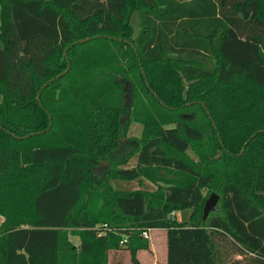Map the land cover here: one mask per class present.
I'll return each mask as SVG.
<instances>
[{
    "label": "trees",
    "instance_id": "16d2710c",
    "mask_svg": "<svg viewBox=\"0 0 264 264\" xmlns=\"http://www.w3.org/2000/svg\"><path fill=\"white\" fill-rule=\"evenodd\" d=\"M0 44V264H139L155 229L166 264H264V0H0Z\"/></svg>",
    "mask_w": 264,
    "mask_h": 264
},
{
    "label": "rangeland",
    "instance_id": "374dc122",
    "mask_svg": "<svg viewBox=\"0 0 264 264\" xmlns=\"http://www.w3.org/2000/svg\"><path fill=\"white\" fill-rule=\"evenodd\" d=\"M132 21V25L134 26L135 30H137V16L136 14L132 15L131 18ZM1 46V44H0ZM118 80L120 82H122V84L125 87V105L124 108L122 109V118L121 120L123 121V118H125L126 115H128L127 118L124 119L123 122H121V124H123L125 126V131L122 134V147H123V152H125L129 147V145L132 147V144H129L131 140L133 139H137L141 133V129H142V125L135 121V120H131L128 122L129 118H130V113L129 110L127 109L128 105L131 104V98L133 96L131 88H132V84L129 81H126L122 78V77H117ZM128 123V124H126ZM188 152L191 156H193V158H195V156L193 155L192 151L190 149H188ZM197 159V158H196ZM102 166H106V162L103 161L101 162ZM136 165V155L132 156L125 164H123V167H133ZM111 185L113 186V188L115 189H119V190H125V191H129V190H135V189H145V190H152V188L156 187V185L154 183H152L151 181L147 180L146 178H137V179H131V180H125V179H111L110 180ZM212 193V192H211ZM210 193V194H211ZM209 194V195H210ZM209 196H207L208 198ZM206 198V199H207ZM191 213V209H184V210H180V212H176L175 214V219L180 222V221H187L188 217ZM184 221V222H185ZM160 232L159 230L155 229L152 230L150 232L151 237L154 238H158V236H160ZM72 241L77 244L78 243V239L75 237L71 238ZM129 258V256H128ZM130 259V258H129ZM128 259V261H130ZM231 259H241V257H237V256H232ZM129 264H132L131 261Z\"/></svg>",
    "mask_w": 264,
    "mask_h": 264
},
{
    "label": "crops",
    "instance_id": "0c3cea01",
    "mask_svg": "<svg viewBox=\"0 0 264 264\" xmlns=\"http://www.w3.org/2000/svg\"><path fill=\"white\" fill-rule=\"evenodd\" d=\"M155 188L156 187L152 188V190H154ZM175 213L174 216L176 215ZM184 221H180V222H184ZM157 230L161 231L160 236H158V238L153 239L150 235V239L148 240L149 241L148 249L139 250L136 253V258L139 264H166L167 262L166 232L165 230L162 229H157ZM128 256L130 258V252L125 248L119 250H110L108 252L107 264H129L131 258L129 259ZM128 259L130 261H128Z\"/></svg>",
    "mask_w": 264,
    "mask_h": 264
},
{
    "label": "water",
    "instance_id": "95a60500",
    "mask_svg": "<svg viewBox=\"0 0 264 264\" xmlns=\"http://www.w3.org/2000/svg\"><path fill=\"white\" fill-rule=\"evenodd\" d=\"M84 40H86V39H84ZM84 40H80V41H84ZM53 79L54 78H51L48 82L43 84V86L41 88H43L45 85H47ZM38 97H39V92L37 93V98ZM127 117H128V115L125 116V118H127ZM125 118H123V121ZM123 121H121V122H123ZM218 199H219V195L217 193L212 192L209 195V197L205 200L204 205H203L202 221H205L207 219L210 212H216Z\"/></svg>",
    "mask_w": 264,
    "mask_h": 264
},
{
    "label": "built area",
    "instance_id": "2783aa9c",
    "mask_svg": "<svg viewBox=\"0 0 264 264\" xmlns=\"http://www.w3.org/2000/svg\"><path fill=\"white\" fill-rule=\"evenodd\" d=\"M114 230H112L111 228H109L107 225H103L102 227H100L98 229L99 235H105L106 232H112ZM152 230H145L142 232L141 237L144 239L149 240L150 239V232ZM115 232V231H114ZM127 242V238L123 237L122 240L120 241V245L124 246Z\"/></svg>",
    "mask_w": 264,
    "mask_h": 264
}]
</instances>
